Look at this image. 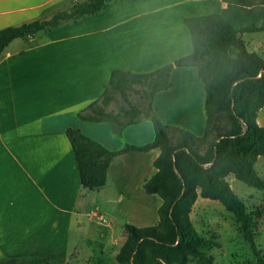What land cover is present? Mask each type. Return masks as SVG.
I'll return each mask as SVG.
<instances>
[{
    "label": "crops",
    "instance_id": "0c3cea01",
    "mask_svg": "<svg viewBox=\"0 0 264 264\" xmlns=\"http://www.w3.org/2000/svg\"><path fill=\"white\" fill-rule=\"evenodd\" d=\"M75 2L0 0V29L51 18ZM226 6L222 0H113L100 13L8 44L0 57V262L68 263L74 252L78 258L94 254V246L100 256L106 253L113 230L103 203L111 199L112 183L127 182L121 196L126 200L138 159L151 156L154 166L161 151L114 157L107 184L88 189L81 184L66 130L100 129L94 124L101 122L82 120L79 112L102 96L114 69L151 72L191 54L186 18L220 13ZM170 79L172 86L153 99L154 112L165 125L203 136L207 91L198 67H174ZM131 125L114 127L121 133ZM85 215L88 223L80 220ZM81 244L88 248L85 253L77 251Z\"/></svg>",
    "mask_w": 264,
    "mask_h": 264
},
{
    "label": "trees",
    "instance_id": "16d2710c",
    "mask_svg": "<svg viewBox=\"0 0 264 264\" xmlns=\"http://www.w3.org/2000/svg\"><path fill=\"white\" fill-rule=\"evenodd\" d=\"M109 1L78 0L51 18L0 29V57L13 40L26 39L40 31L100 13ZM222 1L227 6L220 13L186 18L194 45L191 54L151 72L114 69L102 96L79 112L82 120L110 122L121 129L150 119L155 132L153 141L111 150L79 128L66 130L81 184L88 189L107 184L114 157L155 148L161 151L154 160L155 174L144 184L148 194L158 195L163 200L158 210L159 223L145 227L129 222L124 224L127 238L116 256L119 264H189L190 257L197 258L200 264H214L212 257L201 249L205 240L193 227L190 217L199 197L219 200L233 212L255 252V264H264L246 205L226 179L227 175L233 174L249 186L264 189V179L254 166L257 158L264 156V127L257 123L258 110L264 105V57L250 51L241 39L244 34L264 31V0ZM182 66L198 67L205 83L207 123L201 137L186 129L165 125L153 109L155 95L172 86L173 68ZM135 86L142 88L148 101L145 106L131 101L130 92ZM120 98L128 108L123 107L118 112L109 110L112 104L120 102ZM221 111L230 114L228 128L213 120V116ZM211 129L215 131L212 140L209 139ZM173 130L179 132L176 138L171 137ZM202 139L209 141L205 153L198 150L197 141ZM18 260L10 258L2 262ZM36 260L46 264H67L47 258Z\"/></svg>",
    "mask_w": 264,
    "mask_h": 264
},
{
    "label": "rangeland",
    "instance_id": "374dc122",
    "mask_svg": "<svg viewBox=\"0 0 264 264\" xmlns=\"http://www.w3.org/2000/svg\"><path fill=\"white\" fill-rule=\"evenodd\" d=\"M214 7L212 5L213 10H216ZM208 10L211 9L208 8ZM208 14L216 13L209 12ZM241 39L250 51H256L264 57V31L244 34ZM118 97L120 96L118 95ZM130 99L134 104L141 107L148 103L142 88L139 86H135L131 90ZM123 107L128 108V104L120 98L118 104H112L108 109L118 112ZM196 120L199 125L202 120V112L196 113ZM213 120L220 122L223 128L230 127L231 122L228 111L218 112L213 116ZM257 123L264 127V105L258 110ZM94 125H99L100 129L85 128L84 133L93 136L95 140H100L112 148H122L127 143L146 144L153 141L155 136L154 126L150 119H144L141 123L131 125L122 130L121 133H116V130L121 128L117 125L115 130L114 125L110 122H101ZM178 135L179 132L177 130H173L171 133L172 138H176ZM214 137L215 131L212 130L210 131L209 139L212 140ZM197 142L199 143L198 150L201 153H205L209 146V141L202 139ZM150 158L151 156H142V158L138 159V170L136 169V173L132 177L129 176V178H133V181L129 183L131 188L127 192H130V194H127L126 200L122 201L121 196L126 193L124 187H126L127 182L118 179L112 183V190L109 192L111 199L103 203L106 211L103 214L108 220H112L110 231L113 230L112 244L103 247L106 253L100 256L98 253L100 248L94 246L91 247L94 250V254L88 253L83 255L85 258H78L74 252L67 264H119L116 256L127 238L124 223L129 222L138 227L157 225L159 223L158 209L163 200L158 195L147 194L143 187V181L149 179L155 171L153 164L150 163ZM254 166L257 173L264 179V156H259ZM226 179L235 194L245 203L247 212L250 214L256 246L264 255V189L249 186L237 179L233 174L227 175ZM190 217L193 227L205 240L201 249L212 257L214 264H255L257 260L255 252L245 237L241 223L233 212L227 210L219 200L199 197L191 210ZM80 220L88 223L89 217L85 215L80 217ZM75 230H77V226H75ZM84 232L89 236V231L85 227ZM115 237H117V240L113 243ZM77 248V251L83 249L82 252L84 253L88 249L87 246L82 244ZM0 264L46 263L32 258L20 259L15 262H1ZM189 264L200 263L197 258L190 257Z\"/></svg>",
    "mask_w": 264,
    "mask_h": 264
},
{
    "label": "water",
    "instance_id": "95a60500",
    "mask_svg": "<svg viewBox=\"0 0 264 264\" xmlns=\"http://www.w3.org/2000/svg\"><path fill=\"white\" fill-rule=\"evenodd\" d=\"M76 1H78V0H76Z\"/></svg>",
    "mask_w": 264,
    "mask_h": 264
}]
</instances>
